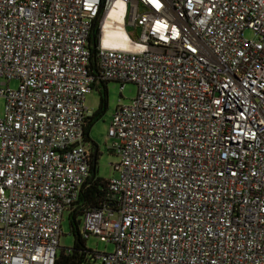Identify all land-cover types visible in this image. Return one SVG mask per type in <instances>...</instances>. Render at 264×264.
<instances>
[{"label":"built area","instance_id":"obj_1","mask_svg":"<svg viewBox=\"0 0 264 264\" xmlns=\"http://www.w3.org/2000/svg\"><path fill=\"white\" fill-rule=\"evenodd\" d=\"M98 81L138 92L108 130L110 203L82 218L113 247L96 259L264 264V0H0V264H55Z\"/></svg>","mask_w":264,"mask_h":264},{"label":"rangeland","instance_id":"obj_2","mask_svg":"<svg viewBox=\"0 0 264 264\" xmlns=\"http://www.w3.org/2000/svg\"><path fill=\"white\" fill-rule=\"evenodd\" d=\"M244 37L247 40H255L256 37L251 31H246ZM99 85V84H98ZM97 85V86H98ZM106 91L108 97V107L105 115L101 120L96 122L89 132V143L97 147V176L104 181L115 178L117 174L114 172L113 166L119 162V158L111 151L114 141L108 137V130L115 109L118 106H130L132 101L136 98L138 89L134 84H125L124 89L120 91V85L115 82L106 83ZM11 89H16L17 83L11 82L9 84ZM99 92H104L102 86L93 87L92 92L85 98L84 107L91 113H95L99 107ZM5 101L0 99V116L4 113ZM82 224V222H81ZM81 229V225H80ZM61 237L59 240V251H66L73 246V237L70 234L69 213L65 212L61 224ZM87 248L92 253H110L113 251L111 245L100 243L94 238H89L86 241ZM92 264H101L100 260L93 261Z\"/></svg>","mask_w":264,"mask_h":264},{"label":"trees","instance_id":"obj_3","mask_svg":"<svg viewBox=\"0 0 264 264\" xmlns=\"http://www.w3.org/2000/svg\"><path fill=\"white\" fill-rule=\"evenodd\" d=\"M98 41V32L95 31L90 39V42ZM90 73L94 76L99 75L98 62L95 53L91 51L90 58ZM99 84V85H98ZM102 86L104 92H99V107L98 110L88 119L84 135L88 142L89 132L92 126L101 120L105 115L108 107V97L106 91V83L98 81L94 87ZM98 156V155H97ZM107 181L98 178L97 176V159L92 160L90 168V177L85 183L81 194L79 196V201L76 207L73 209L69 215V226L70 234L73 237V246L71 249L66 251H60L57 255L55 264H92L96 258L97 253H92L86 245V241L80 234V225L84 213L88 209H98L104 204H109V194L107 190Z\"/></svg>","mask_w":264,"mask_h":264},{"label":"bare ground","instance_id":"obj_4","mask_svg":"<svg viewBox=\"0 0 264 264\" xmlns=\"http://www.w3.org/2000/svg\"><path fill=\"white\" fill-rule=\"evenodd\" d=\"M116 25L117 26H116L115 30L113 31V33L118 37V41L115 44V46L124 48L126 46V44H125L126 43V36L124 34L123 28L119 24V19H117Z\"/></svg>","mask_w":264,"mask_h":264},{"label":"water","instance_id":"obj_5","mask_svg":"<svg viewBox=\"0 0 264 264\" xmlns=\"http://www.w3.org/2000/svg\"><path fill=\"white\" fill-rule=\"evenodd\" d=\"M91 146L93 148V160L96 161L98 155L97 147H95L93 144H91Z\"/></svg>","mask_w":264,"mask_h":264},{"label":"flooded vegetation","instance_id":"obj_6","mask_svg":"<svg viewBox=\"0 0 264 264\" xmlns=\"http://www.w3.org/2000/svg\"><path fill=\"white\" fill-rule=\"evenodd\" d=\"M93 151V150H92Z\"/></svg>","mask_w":264,"mask_h":264}]
</instances>
